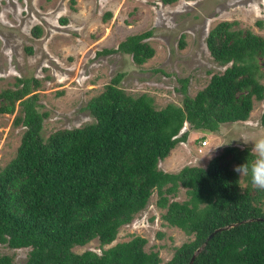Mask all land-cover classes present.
I'll return each instance as SVG.
<instances>
[{
  "label": "trees",
  "instance_id": "16d2710c",
  "mask_svg": "<svg viewBox=\"0 0 264 264\" xmlns=\"http://www.w3.org/2000/svg\"><path fill=\"white\" fill-rule=\"evenodd\" d=\"M234 22L218 20L204 39L223 69L193 95L185 92L186 78H179L178 103L156 107L147 92L128 93L119 85L120 71L85 102L91 121L44 137L46 112L29 85L37 80L16 77L14 87L0 89V113L13 112L18 101L21 114L13 122L24 126L14 155L0 168V243L29 247L23 262L0 253V264H187L202 242L191 264H264V219L257 218H264V190L234 171L253 159L249 146L226 144L204 166L166 171L157 165L185 140L184 122L216 132L220 124L244 122L253 100H262L258 123L264 127V35ZM31 33L38 35L40 27L32 25ZM151 33L150 28L129 33L115 47L95 53H128L140 65L154 53L146 40ZM180 187L184 197L176 199ZM152 192L163 222L192 235L164 261L156 250H144L138 234L110 244ZM91 239L99 252L72 250Z\"/></svg>",
  "mask_w": 264,
  "mask_h": 264
},
{
  "label": "rangeland",
  "instance_id": "374dc122",
  "mask_svg": "<svg viewBox=\"0 0 264 264\" xmlns=\"http://www.w3.org/2000/svg\"><path fill=\"white\" fill-rule=\"evenodd\" d=\"M221 19L264 35V0H0V89L14 87L16 77L37 80V85H29L39 109L46 112L40 129L44 137L54 129L91 121L85 102L120 71L119 85L128 93L147 92L156 107L178 103L183 95L179 78H186L185 92L193 95L212 72L225 66L212 60L204 41ZM34 24L40 27L38 35L31 33ZM147 28L152 29L146 40L154 53L140 65L128 53H95ZM252 108L244 122L220 124L216 132L184 122L180 131H187L185 140L175 143L158 167L175 171L186 164L204 166L226 144L251 149V141L245 144L241 137L264 136L258 123L262 100H253ZM15 114H21L18 101L13 112L0 113V168L14 155L24 128L13 122ZM201 135L207 141L204 146ZM222 142L227 143L214 147ZM155 197L152 192L145 206L118 227L110 244L138 234L145 239L144 250H156L164 261L176 245L192 237L163 222ZM183 197L180 187L175 198ZM261 205L264 209V198ZM28 248L0 243V253L17 263L23 262ZM86 248L100 251L96 239L72 246L76 252Z\"/></svg>",
  "mask_w": 264,
  "mask_h": 264
},
{
  "label": "clouds",
  "instance_id": "9594fccd",
  "mask_svg": "<svg viewBox=\"0 0 264 264\" xmlns=\"http://www.w3.org/2000/svg\"><path fill=\"white\" fill-rule=\"evenodd\" d=\"M245 144L251 141L253 147L251 151L253 153V159L243 164L234 166V171L237 172L240 177L248 176L254 187L264 190V136L259 138L241 137ZM222 142L214 147L226 144Z\"/></svg>",
  "mask_w": 264,
  "mask_h": 264
},
{
  "label": "water",
  "instance_id": "95a60500",
  "mask_svg": "<svg viewBox=\"0 0 264 264\" xmlns=\"http://www.w3.org/2000/svg\"><path fill=\"white\" fill-rule=\"evenodd\" d=\"M258 219L261 218V219H264L262 217H257ZM243 221V220H242ZM233 224H236V222H232V223H229L223 227H217L215 229H213L208 235L206 238L210 237L216 230H219L220 228H224V227H228L230 225H233ZM204 244V242L201 243L200 246L196 247V249L192 252V254L190 255L188 261H187V264H191L192 260H193V257L195 256V254L200 250V248L202 247V245Z\"/></svg>",
  "mask_w": 264,
  "mask_h": 264
},
{
  "label": "built area",
  "instance_id": "2783aa9c",
  "mask_svg": "<svg viewBox=\"0 0 264 264\" xmlns=\"http://www.w3.org/2000/svg\"><path fill=\"white\" fill-rule=\"evenodd\" d=\"M200 146H204L205 144H206V139L205 138H203V139H201L200 141ZM199 149H200V147H199Z\"/></svg>",
  "mask_w": 264,
  "mask_h": 264
}]
</instances>
